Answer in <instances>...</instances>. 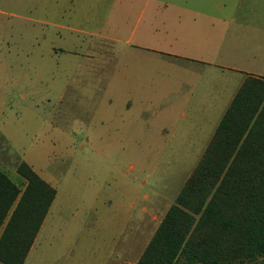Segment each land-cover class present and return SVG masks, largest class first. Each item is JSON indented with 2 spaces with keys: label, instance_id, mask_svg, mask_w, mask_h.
<instances>
[{
  "label": "rangeland",
  "instance_id": "rangeland-1",
  "mask_svg": "<svg viewBox=\"0 0 264 264\" xmlns=\"http://www.w3.org/2000/svg\"><path fill=\"white\" fill-rule=\"evenodd\" d=\"M246 72L264 0H0V171L56 192L26 264H94L132 204L160 216Z\"/></svg>",
  "mask_w": 264,
  "mask_h": 264
},
{
  "label": "trees",
  "instance_id": "trees-1",
  "mask_svg": "<svg viewBox=\"0 0 264 264\" xmlns=\"http://www.w3.org/2000/svg\"><path fill=\"white\" fill-rule=\"evenodd\" d=\"M0 171V263L23 264L56 192ZM264 264V79L241 84L137 264Z\"/></svg>",
  "mask_w": 264,
  "mask_h": 264
},
{
  "label": "crops",
  "instance_id": "crops-1",
  "mask_svg": "<svg viewBox=\"0 0 264 264\" xmlns=\"http://www.w3.org/2000/svg\"><path fill=\"white\" fill-rule=\"evenodd\" d=\"M257 65L259 64L257 63ZM248 76L264 79V75L262 73L246 72L242 80H240V84L236 89L235 93L237 92L241 84L246 80ZM235 93L226 103L225 109L218 110V117H216L212 126H210L211 130L204 132L205 134L203 135L202 142L200 145H198V148L196 150V155L194 157V162H195L194 167L191 170V172H189L186 180L189 178L194 168L198 165L205 149L207 148L209 142L212 139V136L219 124L221 117L223 116L224 112L227 110L228 106L230 105V102L234 97ZM205 117L206 119H208L207 118L208 116ZM205 123L206 122H203V124ZM185 182L183 183V185L185 184ZM53 201L47 211V214L38 230V233L33 241L30 250L28 251V254L23 264H26L30 254L34 250L37 237L43 227V224L48 220L49 215L51 214L50 209L52 207ZM170 206L160 216L157 217L155 213L152 212L151 210L148 211V209L143 207H135V205L132 204L131 207L129 208V210L131 209V212L129 210L127 211L124 218L122 219L121 224L117 226L118 227L116 230L117 232L114 234L111 240L107 238L105 239L101 238L100 240L91 238L89 240L88 248H86L87 255L93 256L98 261L96 262V260H92L95 262L94 264H137L146 246L148 245L149 241L155 234L158 226L160 225L163 217L165 216ZM32 256H34L33 253ZM91 259L92 258H90V260Z\"/></svg>",
  "mask_w": 264,
  "mask_h": 264
}]
</instances>
